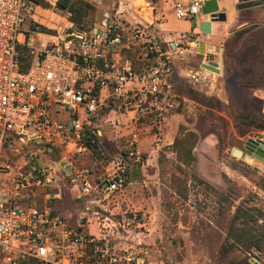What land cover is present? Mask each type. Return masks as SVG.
Returning a JSON list of instances; mask_svg holds the SVG:
<instances>
[{
    "label": "built area",
    "instance_id": "1",
    "mask_svg": "<svg viewBox=\"0 0 264 264\" xmlns=\"http://www.w3.org/2000/svg\"><path fill=\"white\" fill-rule=\"evenodd\" d=\"M44 1L53 7L58 0ZM202 4L174 0L175 19L198 26ZM135 7L149 11L152 21H127ZM38 8L30 0H0V264H150L133 248L115 247L108 232L115 223L109 225V219L99 222L100 233L92 235L84 219L72 227L47 200L38 205L34 199L52 188L56 193L44 198L61 199L60 179L71 183L77 199L99 203L122 197L130 173L144 163L136 135L100 165L79 167L76 161L93 154L100 137L92 127L94 119L114 103L121 101L136 121L153 115L160 131L166 114L177 106L170 74L173 54L182 51L160 38L154 0L119 2L99 27L34 48L26 33L29 24L37 23ZM187 37L178 34L179 40ZM20 47L32 58L25 72L20 71ZM138 48L137 57L150 64L142 72L120 56L121 50ZM108 51L120 59L106 60ZM208 73L200 68L187 76L192 84H204ZM54 151L60 158L44 164L42 157ZM253 159L264 169V157L254 153ZM136 214L132 212L133 222ZM250 263L258 264L253 259Z\"/></svg>",
    "mask_w": 264,
    "mask_h": 264
},
{
    "label": "rangeland",
    "instance_id": "2",
    "mask_svg": "<svg viewBox=\"0 0 264 264\" xmlns=\"http://www.w3.org/2000/svg\"><path fill=\"white\" fill-rule=\"evenodd\" d=\"M83 1L90 3L92 10L82 30L75 28L67 13L39 6L36 25L46 32L29 29L26 34L30 45L39 48L67 33L99 27L104 17L112 16L118 3L125 0ZM220 49L221 72L207 71L210 73L204 84H192L187 76L205 64L204 54L194 50L172 56L174 89L178 83L189 84L204 97L201 99L209 101L208 105L177 93V106L166 114L160 131L153 115L136 121L121 101L94 119L92 127L100 132L102 155L93 163L84 158L82 167L100 165L113 157L117 148L127 145L132 136L139 139L144 163L130 173L122 197L99 203L83 199L78 203L71 183L60 179L61 199L44 198L46 193H56L52 188L45 193L39 191L36 204L47 200L72 223L84 219L92 235L100 233L99 222L109 219V225L115 223L108 228L115 247L133 248L150 264H217L230 228L246 225L264 231V169L256 167L253 154L246 149L249 140L264 135V22L257 21L224 38L206 59L217 62ZM139 50H135L136 57ZM127 51L121 50L122 58H128ZM248 81L253 88L245 87ZM236 128L245 134L239 136ZM185 132L197 136L195 160L189 167L179 164L184 171L180 174L172 145ZM21 157H16L19 162ZM56 157L43 156L42 162L47 164L49 158ZM173 175L183 177L184 199L173 191ZM133 211L137 213L135 222ZM254 253L264 257V249L255 248L234 250L229 257L240 260Z\"/></svg>",
    "mask_w": 264,
    "mask_h": 264
},
{
    "label": "trees",
    "instance_id": "3",
    "mask_svg": "<svg viewBox=\"0 0 264 264\" xmlns=\"http://www.w3.org/2000/svg\"><path fill=\"white\" fill-rule=\"evenodd\" d=\"M34 4L40 6V7H47V3H45L44 0H30ZM54 10L61 12V13H67L69 15L70 22L75 26L76 29L82 30L85 29V24L87 21V17L89 12L92 10V5L86 1L83 0H58L56 4L52 7ZM29 29L31 31H38L40 29L41 32H46L45 29L39 27L36 24H29ZM26 34V39H27ZM21 51L24 52L23 56L21 57L22 65L20 67L21 72H25L29 64L31 63L32 58L29 56V52L25 47H20ZM127 51V57L129 60L132 61L134 70L136 72H142L143 70L147 69L149 67L148 62H142L138 57H136V52ZM171 80V78H170ZM245 87L247 88H253V85H251V82L248 81L245 83ZM175 92L179 95L187 98L190 101H193L195 103H198L200 105H208L209 101H205L203 96H200L198 91H196L192 86L189 84H186L184 82L178 83L177 86L175 85ZM236 131L239 136H242L245 134V132L239 133V131L236 128ZM197 143V136L192 132H185L181 133L180 137H177L172 145V149L176 155V160L178 162L177 165V172L180 174H183V169L180 167V165H183L184 167H189L194 162L195 158L193 155V149ZM102 151L98 140L96 145L93 149V154L90 156L85 157L88 159H92V163L94 161V158L96 156L102 155L100 152ZM100 154V155H99ZM58 153L56 151L51 153L52 156H57L56 159L58 160ZM84 158L81 160H77L76 163L79 167L84 166L83 162L85 160ZM108 158L104 159L102 163L105 162ZM144 159V156H143ZM54 160V159H53ZM180 164V165H179ZM183 177L173 175L172 177V183H173V191L175 195L179 198L184 199L186 197V189H185V182L182 180ZM65 195L62 196V198ZM74 201L80 203L82 199H77L74 197ZM237 213H235L233 219L236 220L238 217L236 216ZM64 216V215H63ZM65 217V216H64ZM66 218V217H65ZM69 225L72 227H77V223H72L66 218ZM79 228V227H78ZM228 237L225 239V243L221 247L220 253H219V259L217 261V264H252L250 263V260L253 259L258 264H264L262 262L259 254H253L249 257L242 258L240 260H235L233 258H230V253L234 250H243L247 249L250 250L252 248H255L257 250L264 249V231L258 232L256 229L247 227L245 225L244 228H230L228 231Z\"/></svg>",
    "mask_w": 264,
    "mask_h": 264
},
{
    "label": "crops",
    "instance_id": "4",
    "mask_svg": "<svg viewBox=\"0 0 264 264\" xmlns=\"http://www.w3.org/2000/svg\"><path fill=\"white\" fill-rule=\"evenodd\" d=\"M139 1L141 0H125L122 2L137 5ZM176 1L184 5H188L192 2V0ZM154 2L155 12L153 18L155 19V23L160 31V38L169 42L172 48H174V43L177 44L182 53L192 52L194 50L199 52L200 43H203V57L206 61L205 64L212 62L211 60H207L206 57L216 49V45L220 44L224 38H230L233 33L238 32L244 27L256 23L257 21L264 22V0H250L246 2H241L240 0H216L219 11L225 14V21L213 23L211 25V34L202 35L199 31V23L208 20L207 17L202 16L197 26L194 21L175 19L173 5L174 0H154ZM133 20L145 25L152 21V17L149 14V11H145L143 9L138 10L135 7L132 11H130L127 17V21L132 22ZM171 21L176 23L178 26H174V24L172 26ZM180 33L188 34L187 40H179L178 34ZM182 46H184V48ZM172 50L174 51V49ZM104 56L106 60L120 59L119 55H116L114 51H108L104 54ZM120 56L122 57L121 52ZM100 63H102V60ZM171 75L172 67L170 78H172Z\"/></svg>",
    "mask_w": 264,
    "mask_h": 264
},
{
    "label": "water",
    "instance_id": "5",
    "mask_svg": "<svg viewBox=\"0 0 264 264\" xmlns=\"http://www.w3.org/2000/svg\"><path fill=\"white\" fill-rule=\"evenodd\" d=\"M241 2H246L250 0H240ZM201 14L203 17H207L208 20L202 21L199 23V31L202 35H209L211 34V25L213 23H219L225 21V14L219 11V7L217 5L216 0H205L203 1L202 8H201ZM203 43H200L199 46V53L203 54L204 49ZM222 49L219 51L218 55V62H208L207 64H202L201 68L205 69L207 71L213 72L215 74H220L221 68H222V58H221ZM262 138H264V135H262ZM255 144L258 146L256 153L260 157H264V141L260 142H254L252 140H249L246 143V146H249V144ZM261 147V148H260ZM64 163H61L63 165Z\"/></svg>",
    "mask_w": 264,
    "mask_h": 264
},
{
    "label": "flooded vegetation",
    "instance_id": "6",
    "mask_svg": "<svg viewBox=\"0 0 264 264\" xmlns=\"http://www.w3.org/2000/svg\"><path fill=\"white\" fill-rule=\"evenodd\" d=\"M257 148H258V146L255 145L254 143L253 144H249V146H246V149H247L248 153H250V154L256 153Z\"/></svg>",
    "mask_w": 264,
    "mask_h": 264
},
{
    "label": "bare ground",
    "instance_id": "7",
    "mask_svg": "<svg viewBox=\"0 0 264 264\" xmlns=\"http://www.w3.org/2000/svg\"><path fill=\"white\" fill-rule=\"evenodd\" d=\"M238 154V153H237ZM239 155V154H238Z\"/></svg>",
    "mask_w": 264,
    "mask_h": 264
}]
</instances>
